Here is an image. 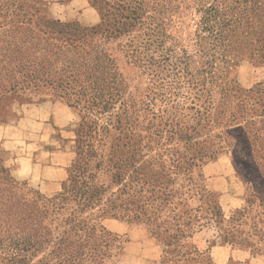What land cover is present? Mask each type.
I'll return each mask as SVG.
<instances>
[{
    "label": "rangeland",
    "instance_id": "rangeland-1",
    "mask_svg": "<svg viewBox=\"0 0 264 264\" xmlns=\"http://www.w3.org/2000/svg\"><path fill=\"white\" fill-rule=\"evenodd\" d=\"M178 1L169 16V33L178 49L192 57L191 73L202 79L198 7ZM49 2L54 1L0 0V107L32 100L66 104L59 93H34L21 74L9 72L15 66L17 40L7 32L23 14L32 23L27 43L18 47V59L43 38L65 40L39 34L37 19L47 17ZM89 3L101 22L98 7ZM261 8L253 27L235 33L206 91L198 93L186 84L175 91V85L178 97L171 101L162 89L163 75L145 72L132 62L130 35L92 37L88 44L107 52L127 85L124 106L105 114L75 109L80 151L70 180L58 193L42 194L13 179L0 164V201L15 221L55 237L69 229L71 220L101 222L110 233L103 239L98 232L95 236L102 256L75 264H264V5ZM125 111L135 113L124 117ZM173 115L186 129L183 137L167 124ZM132 122L140 143L135 149L126 140ZM219 158L228 159L242 189V203L233 210L207 188L203 168ZM170 159H179L178 168L170 166ZM87 187L100 188L103 203L86 201ZM103 210L116 216L99 219ZM78 237L84 239L85 233ZM40 264L59 263L50 257Z\"/></svg>",
    "mask_w": 264,
    "mask_h": 264
},
{
    "label": "trees",
    "instance_id": "trees-1",
    "mask_svg": "<svg viewBox=\"0 0 264 264\" xmlns=\"http://www.w3.org/2000/svg\"><path fill=\"white\" fill-rule=\"evenodd\" d=\"M89 1L101 12V22L98 25L84 27L78 22L62 23L48 18L47 15L39 17L37 20L42 28L39 30L40 35H58L65 40L53 38L54 42H50L49 39L43 38L42 42L31 43L20 59L16 55L19 53L18 47L27 43L25 40L28 39L32 20L26 21V14H23L22 18L14 21L12 29L7 33L17 40L13 59V69L17 70L12 69L9 72L21 74L29 85H32L34 93L50 89L59 93L58 96L65 100V105L74 110L80 107L90 110L89 112L98 110L103 114L113 111L118 104L124 106L127 85L107 52L88 44L92 37L103 33H110L114 38L130 35L127 47L130 48L128 55L133 58L132 62L145 72L154 71L153 74L163 75L160 79L162 89L167 90L166 100L171 101L173 97H178L173 93L175 85L178 86L174 88L175 91L183 84L189 85L188 88H193L198 93L206 91V84L216 77L217 61L226 57L235 33L253 27L252 20L264 5V0H182L196 3L200 14L196 45L203 59L202 70L198 75L203 77L199 79L190 71L192 57L184 49H178L169 33V16L173 11L174 2L179 3L178 0ZM133 33L136 35L133 36ZM170 77L171 80L168 79ZM17 86L16 84L11 89L15 90ZM33 102L43 101L32 100L29 103ZM130 108L132 109V105ZM129 112L135 113L125 111L124 117ZM130 118H133L132 114ZM133 123L129 124L130 134L126 140L128 145L135 149L140 143L136 140L139 136L134 131ZM167 124L173 133L183 137L185 133L182 130L186 129H183L174 115ZM80 129L81 124L76 131V156L80 151ZM185 138L189 140L187 136ZM133 158L131 160L134 163ZM75 160L62 189L71 178ZM170 161L173 162L170 166L178 168L179 159ZM103 195L100 188L87 187L84 190L88 202L96 199L97 202L103 203ZM105 200L107 203L110 201L108 198ZM107 216L115 217L116 213L111 214L103 210L99 219ZM69 224V229L56 237L48 231L39 233L33 228L24 229L0 201V264H35L33 262L41 254L42 258L38 264L50 257H54L59 264H75L82 259L94 261L102 256L95 236L98 232L100 239H103L110 233L101 222L75 219ZM80 232L85 233L84 239L78 237Z\"/></svg>",
    "mask_w": 264,
    "mask_h": 264
},
{
    "label": "crops",
    "instance_id": "crops-1",
    "mask_svg": "<svg viewBox=\"0 0 264 264\" xmlns=\"http://www.w3.org/2000/svg\"><path fill=\"white\" fill-rule=\"evenodd\" d=\"M46 15L84 27L99 24L88 0H52ZM77 113L64 104L8 102L0 107V164L9 175L42 194L61 191L77 155ZM228 159L207 164V188L218 193L229 210L242 203V189Z\"/></svg>",
    "mask_w": 264,
    "mask_h": 264
}]
</instances>
